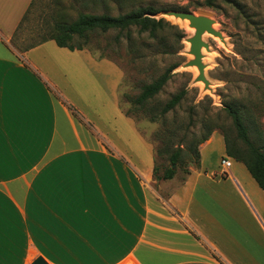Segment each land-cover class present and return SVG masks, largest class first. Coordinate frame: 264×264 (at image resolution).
Here are the masks:
<instances>
[{
  "label": "crops",
  "instance_id": "0c3cea01",
  "mask_svg": "<svg viewBox=\"0 0 264 264\" xmlns=\"http://www.w3.org/2000/svg\"><path fill=\"white\" fill-rule=\"evenodd\" d=\"M30 2L0 0V264H32L38 257L47 264H223L198 249L196 239L174 230L169 209L191 224L224 264H264V211L258 202H264V193L256 183L254 189L242 186L229 173L231 163L223 182L239 191L261 246L254 248L259 239L240 220L246 244L220 234L233 255L226 253L209 237L215 222L197 213L198 191L206 186L197 182L221 134L213 133L199 150L198 170L179 183L174 176L160 185L153 178L152 146L119 109L121 72L113 63L94 59L86 50L60 48L52 40L22 54L12 49L10 38ZM88 74L104 79L107 87L113 79L118 135L102 128L98 114H88L87 90L81 96L76 80ZM107 95L101 88L96 111L106 107L102 99ZM158 188L168 191L165 200ZM235 198L218 195L215 200L225 211L235 207ZM181 238L190 249L174 242ZM188 252L197 257L174 260Z\"/></svg>",
  "mask_w": 264,
  "mask_h": 264
},
{
  "label": "rangeland",
  "instance_id": "374dc122",
  "mask_svg": "<svg viewBox=\"0 0 264 264\" xmlns=\"http://www.w3.org/2000/svg\"><path fill=\"white\" fill-rule=\"evenodd\" d=\"M101 1L33 0L18 31L14 37L12 34L9 43L12 49L18 53L17 48L40 42L43 37H47L51 33L55 23L60 22L62 13H65L63 20L73 21L79 12L88 14L108 13L115 16L145 5L163 10L155 17L164 18L172 27H167L158 33L156 39L149 38L146 33L140 36L135 29H132L131 41H128L126 40V32L108 31L87 37V46H85L86 51L94 59L108 60L121 72V78L117 85V95L119 109L123 114L131 107L130 100L138 95L143 84L150 83L165 70L172 68L171 77L162 90L145 105L143 112L139 111L131 116L140 135L152 146L154 159H156L154 162L159 168L169 165L165 157L155 156V149L160 147L162 141L158 134L164 130L173 132L171 145L179 146L181 149H186L190 141L200 138L209 128L214 130L213 133L221 134L224 132L231 139H237L232 120L224 110L226 104L232 105L241 113L247 124L250 141L256 145H264V0H214L215 6L213 8L206 7L204 5L205 0H127L119 5L115 0H109L107 3ZM165 11H188L206 14L214 19L215 29L222 33L224 42L211 35H204L203 37L209 47L208 52L205 50L202 52V63L205 65L204 75L210 83V90H204L203 84L194 82L197 75L195 67H182L192 58L187 52L188 43L186 42L191 33L180 21L163 17L161 14ZM98 57L102 58L98 59ZM72 70H74V66ZM75 70L78 73V69ZM91 76L88 74L86 77H76L77 82H79L77 89L80 95L82 96L83 90H87L88 114L93 116L98 114L99 124L102 128L113 133H109L110 135H118L117 123H120V119H117L113 114L114 107L110 95L114 85L113 79L110 76V86L107 87L104 79L100 82L101 78L98 75L91 74ZM101 88L104 94L109 93V95H107V99H102L103 104L107 102L106 107H102L103 111L100 107L96 111L93 106L98 104ZM181 90L185 91L184 97L173 110L166 113L158 122L148 120L151 113L158 112L173 95ZM90 91L91 94L88 93ZM80 95L77 94L78 97ZM103 97L105 98V95ZM92 121L95 120L92 119ZM104 124L105 126H103ZM114 129H118V131L114 133ZM121 132H123V128H120L119 134ZM205 143L198 145V151ZM193 158L192 164L181 167L173 166L176 170L175 177L178 183L187 178L186 173L188 171L192 173L198 170L197 162ZM221 159L230 161L232 167L229 169V173H235L242 186L249 185L254 189L253 185L256 184L243 164L225 156L222 137L219 140L216 139V142L207 152L206 165L202 172L207 175L210 174V176L216 174L217 177L210 179L203 174L201 180L197 182V185H206L199 188L198 191L201 196H199L197 203L199 207L197 213L203 212L202 214L211 217L216 227L213 229L212 222L206 221L205 224H209L212 228L209 231V237H214L220 249L223 248L226 253L227 251L231 253L227 249L226 242L221 241L220 234H226L229 239L246 244L243 237L244 230L238 225L240 220L246 221L253 228L257 237L260 234L242 197L237 195L239 191L234 190L233 184L232 187L229 182H223L225 179L222 177L227 173L220 165ZM219 167L222 168L220 173H218ZM158 173H161V169ZM161 182L160 185H162ZM193 183L194 179L189 180L187 185H193ZM173 184L174 181L169 185ZM233 191H236L235 194ZM158 193L163 200L168 196L166 188H158ZM218 195H226L232 199L235 196V207L225 211L221 210L215 200ZM258 202L264 211V202L259 200ZM168 212L172 215L171 220L175 224L174 230L179 229L185 236L187 235L188 239H191L189 236L196 239L200 245L199 247L196 246L198 249L206 251L209 256L216 260L215 262L224 264L223 258L197 234L198 232L191 224L184 221L178 213H174L170 209ZM173 235L180 234L174 233ZM175 241L181 243L178 247L182 249L191 248L185 239H175ZM260 246L261 240L259 239L254 248L258 249ZM196 257V252H188L180 254L174 260ZM234 258L243 263L249 261V259L243 260L237 256ZM253 258L254 256H251V259Z\"/></svg>",
  "mask_w": 264,
  "mask_h": 264
},
{
  "label": "trees",
  "instance_id": "16d2710c",
  "mask_svg": "<svg viewBox=\"0 0 264 264\" xmlns=\"http://www.w3.org/2000/svg\"><path fill=\"white\" fill-rule=\"evenodd\" d=\"M108 1L109 0H102L101 2L107 3ZM126 1L127 0H115L118 5L123 2L125 3ZM32 3L33 0H31L28 8L16 26L13 37L18 31L19 26L25 18V15ZM204 5L206 7L213 8L215 6L214 0H205ZM161 11L163 10H157L150 5H145L138 6L126 13L117 14L115 16L108 13L88 14L79 12L76 19L73 21L63 20L65 13H62L60 16V22L55 23L53 30L47 35V37H43L42 40L36 44L23 48H17V50L18 53L22 54L28 49L49 40L54 41L58 47L66 48L70 51L87 50L85 47L87 46L86 38L94 35L95 33L102 34L108 31L126 32V40L131 41L132 29H135L140 36L146 33L149 38L156 39L158 33L162 32L167 27H172L164 18L155 17ZM180 38H182V36H180ZM14 46L15 45H13V47ZM101 58L102 57H98V59ZM171 71L172 68H169L150 83L143 84L140 87L138 95L133 100H130L131 107L124 112V115L131 118L132 115L137 114L139 111L143 112L145 105L153 99L168 82L171 77ZM184 94L185 91L181 90L173 95L158 112L151 113L148 116V120L150 122H158L161 120L166 113L173 110L181 102ZM224 110L232 120V125L237 137V139H231L224 132L221 133L224 142L225 156L243 164L248 174L264 193V145H256L250 141L247 124L245 123L241 113L236 108L230 104H226L224 105ZM213 131L214 130L212 128L207 129L200 138L190 141L186 149H181L179 146L174 147L171 145V138L173 136L172 131L164 130L160 132L158 136H160L162 141L160 142V147L155 149V156L159 158L165 157L169 165L164 168H159V166L154 162L152 171L153 178L156 181L171 180L176 174V170L172 167H181L186 164H192L193 157L199 168L200 156L197 147L199 144L208 140ZM155 160L156 159H154V161ZM160 169L161 173L159 174L158 171ZM186 174L188 176L190 172L188 171Z\"/></svg>",
  "mask_w": 264,
  "mask_h": 264
},
{
  "label": "water",
  "instance_id": "95a60500",
  "mask_svg": "<svg viewBox=\"0 0 264 264\" xmlns=\"http://www.w3.org/2000/svg\"><path fill=\"white\" fill-rule=\"evenodd\" d=\"M163 17L171 18L174 21L187 22V27L193 30L190 37L186 39L188 43V54L192 57L182 67H195L197 75L194 78L195 83H202L204 90H210V83L204 75L205 65L202 63V50L209 51L208 44L204 41V35H211L224 42V37L219 30L215 29V21L210 16L188 11H165L161 14ZM160 18V17H159ZM173 168V167H172ZM32 264H47L42 258H36Z\"/></svg>",
  "mask_w": 264,
  "mask_h": 264
},
{
  "label": "built area",
  "instance_id": "2783aa9c",
  "mask_svg": "<svg viewBox=\"0 0 264 264\" xmlns=\"http://www.w3.org/2000/svg\"><path fill=\"white\" fill-rule=\"evenodd\" d=\"M220 165L223 169H227L230 166L229 160L221 159Z\"/></svg>",
  "mask_w": 264,
  "mask_h": 264
},
{
  "label": "bare ground",
  "instance_id": "6f19581e",
  "mask_svg": "<svg viewBox=\"0 0 264 264\" xmlns=\"http://www.w3.org/2000/svg\"><path fill=\"white\" fill-rule=\"evenodd\" d=\"M181 24H182L184 27L188 28V27H187V22L184 21V22H181ZM188 30H189V32H190L191 34L193 33V30H192V29H189V28H188ZM202 52H203V50H202ZM200 84L202 85V83H200Z\"/></svg>",
  "mask_w": 264,
  "mask_h": 264
}]
</instances>
